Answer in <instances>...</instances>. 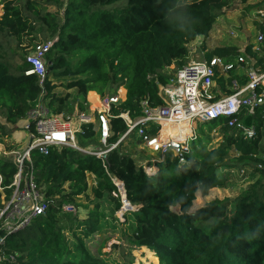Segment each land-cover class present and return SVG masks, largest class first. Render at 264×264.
<instances>
[{
	"label": "trees",
	"instance_id": "16d2710c",
	"mask_svg": "<svg viewBox=\"0 0 264 264\" xmlns=\"http://www.w3.org/2000/svg\"><path fill=\"white\" fill-rule=\"evenodd\" d=\"M234 1L0 0V115L15 125L28 116L39 98L54 113L72 110L73 105L67 104L70 95L57 93L58 86L76 89L85 97L90 91L89 97L94 91L104 97L124 88L126 96L112 107L109 119L107 142L116 143L128 128L119 114L128 111L132 118L139 116L142 100L152 106L161 104L159 86L172 76L167 68L187 64L188 45L200 36L207 38ZM53 4L63 7V14L48 10ZM263 4L264 0H258L250 6L263 8ZM254 21L264 31V24ZM37 33L39 43L52 42L46 54L48 74L42 83L37 75L26 74L30 65L25 57L15 61L12 48V43L19 48L28 43L33 49L38 44L33 43ZM251 47L249 44L246 50L264 69V54L252 52ZM238 48L233 43L222 44L205 56H227L237 53ZM61 77L70 79L55 81ZM82 104L80 110L84 109ZM238 118L255 127L253 137L247 138L239 128L229 125L227 118L213 120L211 126H219L222 135L220 145L199 146L196 136L184 163H179L172 151L163 156L158 153L162 158L156 161L154 172L145 171L138 163L145 157L133 154L141 143L134 134L112 148L105 162L66 146L50 147L47 154L33 149L31 168L37 183L45 185L50 203L45 214L5 235L0 262L105 264L92 251L96 247L103 253L104 239L90 240L104 217L100 205L95 204L84 220L63 211L65 203L76 207V197L89 188L87 174L91 173L96 181L90 188L95 198L106 196L120 210L122 202L114 195L117 187L113 178H117L125 186L129 203L138 206L126 211L124 220L118 222L122 242L114 247L127 244L128 251L145 248L154 252L160 264H264V109L258 108L254 114L244 109ZM78 134L80 142L94 138V126L84 123ZM244 164L252 166L260 181L232 202L215 198L192 210L198 193L206 196L212 188L224 186L218 173L222 167ZM29 170L27 163L24 172ZM16 171L14 160L0 158L5 185ZM64 229L71 233V246Z\"/></svg>",
	"mask_w": 264,
	"mask_h": 264
},
{
	"label": "built area",
	"instance_id": "2783aa9c",
	"mask_svg": "<svg viewBox=\"0 0 264 264\" xmlns=\"http://www.w3.org/2000/svg\"><path fill=\"white\" fill-rule=\"evenodd\" d=\"M255 19L264 24V8L256 10ZM256 29L255 37L247 39L235 54L214 55L211 58L204 56L200 60H191L178 69L174 67L169 70V66L166 71L172 76L168 83L159 86L162 103L152 106L147 100H142V113L135 118L128 111L121 112L119 116L124 119L128 128L116 143L107 142L111 135L109 119L112 116V107L125 98L126 89L119 88L104 97L99 95V107H91L90 101H84L86 107L78 111L76 117H69L63 112L54 113L46 101L39 98L24 125L29 143L23 151L6 149L0 141V158L14 154L12 160L17 166L16 173L6 185L0 173V230L4 232L0 233V248L5 244L6 234L25 228L48 209L50 202L46 187L37 183L31 168L30 154L33 149L47 154L50 147L66 146L96 155L105 162L112 148L127 135L134 134L152 152L161 153L163 156L172 151L178 162L184 163L198 123L227 118L229 125L239 128L247 138L253 137L255 127L246 125L238 115L244 109L249 114H254L258 108L264 109V69L255 56L246 50L252 44V52L264 54V31L258 27ZM230 35L238 37V30L232 29ZM51 44L50 41L38 43L25 56L30 65L26 74L37 75L41 83L48 74L46 54ZM243 78L245 81L241 82ZM87 108L90 112H86ZM84 123L94 126V138H99L101 147L87 148L80 144L77 134ZM174 124H187L184 127L180 125L186 133L168 134L165 130ZM153 129L156 131L152 132ZM27 163L30 170L24 172ZM150 168L151 166L149 170ZM113 182L117 187V193L114 194L121 198L120 210L124 213L131 210L122 180L113 178ZM63 211L74 213L76 207L65 203Z\"/></svg>",
	"mask_w": 264,
	"mask_h": 264
},
{
	"label": "rangeland",
	"instance_id": "374dc122",
	"mask_svg": "<svg viewBox=\"0 0 264 264\" xmlns=\"http://www.w3.org/2000/svg\"><path fill=\"white\" fill-rule=\"evenodd\" d=\"M256 1L258 0H247L246 2L243 0H235L229 8L225 9L223 14L217 19L213 30L210 32L207 38L200 36L188 45L190 51V61L202 59L207 51H210L216 46L233 43L238 45V47H241L244 45L247 39H253L257 30L254 21L256 10L260 8L255 6L251 7L250 5ZM262 7L264 8V4ZM48 10L58 12L60 14H63L64 12L63 7H59V5L55 4L48 5ZM2 14L3 4H0V17ZM232 29L235 31L238 30V37H232L230 35V31ZM37 35L38 36L34 39L33 43H39L41 41V36L38 33ZM32 45L27 43L22 45L23 47L19 48L16 46V43H12L13 52L16 55L14 56L15 61H20L22 57L24 58L30 51V47ZM204 45H206V48H204ZM69 79V77H61L55 79V81L59 83H65ZM55 91L60 95H66L67 93L70 95L67 104L69 106L73 105V109L65 111V115L69 117H76L77 112L80 111L79 105L81 102L83 103L82 105L84 108L86 107L84 104L85 96L78 94L76 89L68 90L65 87L58 86L56 87ZM89 99L92 101L93 107H96L98 96L92 93ZM88 109L89 108H87L86 112H90ZM27 122L28 117H25L17 124L13 125L6 122L5 118L0 115V124L3 125V130L0 129V141L4 144L6 149L8 148L22 152L23 149L28 145L29 137L24 129V125ZM202 126L197 124L194 135V139L198 137L197 140L200 142H198L199 146L205 145L207 147H212L218 146L222 143V135L220 133L219 126H211V121H207L204 126ZM200 127H202L203 131L201 133H199ZM77 136V139L80 141V135L77 134ZM191 142L192 140L190 143ZM80 144L87 148L102 146L99 138H91L80 142ZM133 154L135 156L142 155L145 157V159L140 160L138 163L145 170H149V167L151 166L149 172L156 171L157 166L153 165H155L156 161H159L160 158H162V156H160L158 153L152 152L142 143L134 147ZM5 157L12 159L15 156L14 154H9ZM147 160L150 162H147ZM218 173L219 176L224 180V186L212 188L209 194L206 196H202L200 193H198L197 198L193 203L192 210L207 204L215 198H226L232 202L238 195L248 191L251 186L254 185L260 178V175L255 173L252 170V166L248 164H244L240 167H222ZM87 180L89 188L85 193L76 197V212L73 213V215H77L81 220H84L87 218L88 213L93 210L95 204L100 205V210L102 211L104 217L100 219L98 232L94 235H91L90 240L103 238L105 241V247L101 249L103 253H99L96 247L92 249V245L90 243L91 241L88 242V245L97 255V257L105 264H160L159 260L156 262L157 258L155 254H153L154 252L150 253L147 250H144L145 248L132 249L131 251H128L129 248L127 247V244L114 247V244L117 243L119 245V243L122 242V240H120L121 225L118 222L124 220V211L122 212L121 210L116 209V202L106 196L100 199L95 198L90 190V188L96 183L95 178L91 173H88ZM67 185L68 184H66V186ZM115 196L121 199L118 194ZM117 219L119 220L117 221ZM64 234L68 240V244L71 246L73 243L71 233L67 229H64Z\"/></svg>",
	"mask_w": 264,
	"mask_h": 264
},
{
	"label": "bare ground",
	"instance_id": "6f19581e",
	"mask_svg": "<svg viewBox=\"0 0 264 264\" xmlns=\"http://www.w3.org/2000/svg\"><path fill=\"white\" fill-rule=\"evenodd\" d=\"M94 94L97 95V93H95V92H94ZM99 106H100V102L98 100L96 107H99ZM174 125H175V127H174ZM174 125H172L170 128H167L168 130H165V131H167L168 134H172V135H175V134L178 135V134L186 133L185 129L182 130V127L180 125H182L184 127L187 124H178V125L177 124H174ZM185 128H187V127H185Z\"/></svg>",
	"mask_w": 264,
	"mask_h": 264
},
{
	"label": "crops",
	"instance_id": "0c3cea01",
	"mask_svg": "<svg viewBox=\"0 0 264 264\" xmlns=\"http://www.w3.org/2000/svg\"><path fill=\"white\" fill-rule=\"evenodd\" d=\"M215 24H216V23H215ZM174 67H175V65H171V66L169 67V70L173 69ZM90 92H91V91H90ZM90 92H89V93H90ZM94 92H95V91H94ZM89 93L86 95V97H85V101L88 100V102L90 101V102L92 103V101L89 99ZM95 93H97V92H95ZM125 95H126V93L124 94V97H125ZM97 96H99L98 93H97ZM90 102H89V104H90L91 107H92V106H93V103L91 104ZM153 166H157L156 163H155V165H153Z\"/></svg>",
	"mask_w": 264,
	"mask_h": 264
},
{
	"label": "water",
	"instance_id": "95a60500",
	"mask_svg": "<svg viewBox=\"0 0 264 264\" xmlns=\"http://www.w3.org/2000/svg\"><path fill=\"white\" fill-rule=\"evenodd\" d=\"M129 209H131V210H136V209H138V206H134L133 207V205L131 204V203H129Z\"/></svg>",
	"mask_w": 264,
	"mask_h": 264
}]
</instances>
